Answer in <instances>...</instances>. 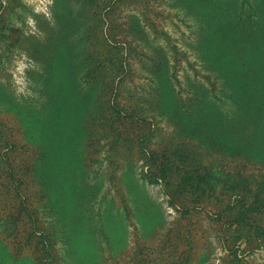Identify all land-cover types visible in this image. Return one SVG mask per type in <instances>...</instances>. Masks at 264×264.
<instances>
[{"label":"rangeland","instance_id":"rangeland-1","mask_svg":"<svg viewBox=\"0 0 264 264\" xmlns=\"http://www.w3.org/2000/svg\"><path fill=\"white\" fill-rule=\"evenodd\" d=\"M65 9L72 18L82 14L92 48L74 93L94 85L80 95L77 124L88 130L73 166L54 173L36 162L15 113L31 107L38 117L45 108L53 66L34 58L48 54ZM221 9L198 0H0V85L9 93L0 104V264H264V232L240 256L229 253L226 215L187 210L191 198L175 192L194 159L219 186L227 172L241 184H264L258 92L219 74V65L230 66L216 60L229 39L264 58V0H236L224 15ZM160 74L190 109L185 126L156 113L153 77ZM228 141L249 160L228 164L209 147ZM69 202L82 207L73 221Z\"/></svg>","mask_w":264,"mask_h":264},{"label":"trees","instance_id":"trees-1","mask_svg":"<svg viewBox=\"0 0 264 264\" xmlns=\"http://www.w3.org/2000/svg\"><path fill=\"white\" fill-rule=\"evenodd\" d=\"M198 1L199 3L206 2L214 9L224 7L221 9L223 15L229 13L225 11L226 7L236 2V0ZM71 15V12H66V9L62 12L61 17L56 20L55 34H53L52 39L50 38V43L47 46L48 54L43 53L34 58V61L39 65H44L45 69L53 66L51 72L47 73L44 83L45 108L37 112L38 117L33 115L31 107H28L29 111L26 114L15 113L16 121L21 127L26 143L39 154L36 162L38 163L40 160L44 171L53 169L54 173L63 169L68 171L69 167L73 166L78 152V144L88 130L85 124H77L82 115L80 95L85 98L94 85V82L87 83L83 90H79L81 92L79 96L74 93L75 82H79V66L83 64L89 67L91 60L89 54H91L92 48L90 41H88L87 30L84 27L85 20L82 14L77 18H72ZM78 26L81 28H78L75 32L68 31L70 28ZM231 44L236 47L233 48L235 52L229 50L232 55H228V47ZM80 45H83L82 48H79ZM218 50L220 57H217L216 60L230 66V72H228L222 65H219V70H217L219 74L222 73L227 80L233 81V83L242 80L252 84L258 92L256 100L257 106L260 107L258 109H263L264 74H259L257 67L264 73V65H258V62H264V58L255 54L253 50L249 51V48L244 49L240 46V42H234L230 39L225 41ZM233 65L234 67H232ZM223 72L229 73L230 78L224 75ZM160 76L163 77L161 74L153 77L154 94L157 99L156 113H162L173 126L184 125L180 121L185 120L188 115L191 117L190 109H185L181 102L178 104V95L170 92L169 85ZM8 96V91L0 85V104L7 103ZM194 100L199 99L197 97ZM182 109L186 110L184 116L181 115L183 113ZM72 117L73 122L68 119ZM201 145L202 143L199 142L198 147ZM209 147H218V151L229 159L228 164L230 161L239 159L249 160V156L242 152L243 149H240L241 146H238V148L233 147L230 141L221 146L211 142ZM197 162L198 160L194 159L196 166L188 171L189 175L184 180L186 184H179L180 187L175 192L178 193V196L191 198L190 203L185 205L187 210H209L208 207H212V209L217 210L214 213L216 217L226 215L227 219L223 222V227L228 226L229 236L223 234V238L224 240H231L232 243V246L227 245V251L239 255V252H243L242 247L244 245H253L257 235L264 232V200L261 198L264 196V184H256V187L253 184H241L233 178L232 173L227 172V174H224L225 184L219 186L220 184L208 180L199 172V168L202 167H199ZM160 172L161 170L157 171V173ZM43 183L47 184L45 180H43ZM261 183H264V180ZM166 186L169 187L167 184ZM77 195L78 193H75V196ZM215 196H217V199L213 201L212 199ZM225 198H228V200H225ZM70 203L72 210L69 220L73 221L74 211L82 207L76 203ZM80 258L82 259L81 255Z\"/></svg>","mask_w":264,"mask_h":264}]
</instances>
